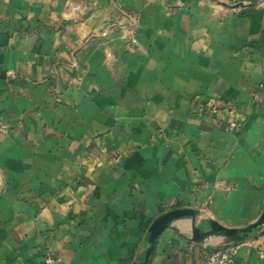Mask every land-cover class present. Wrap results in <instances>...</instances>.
Listing matches in <instances>:
<instances>
[{"label":"crops","instance_id":"1","mask_svg":"<svg viewBox=\"0 0 264 264\" xmlns=\"http://www.w3.org/2000/svg\"><path fill=\"white\" fill-rule=\"evenodd\" d=\"M182 1L0 0V264H133L170 210L260 217L264 0ZM191 237L174 221L148 264L230 243ZM260 251L264 229L233 264Z\"/></svg>","mask_w":264,"mask_h":264},{"label":"water","instance_id":"2","mask_svg":"<svg viewBox=\"0 0 264 264\" xmlns=\"http://www.w3.org/2000/svg\"><path fill=\"white\" fill-rule=\"evenodd\" d=\"M198 212L193 209L178 208L165 212L156 217L149 225L145 235V249L140 262L133 264H148L155 248L156 241L161 233L169 227L174 221L182 218H189L191 220V234L192 241L199 243L203 242L211 235H221L230 240L229 244H240L242 241L255 237L258 232L264 229V210L260 217L252 224L243 228H226L214 220H208L209 230L203 231L196 226V218ZM222 246V247H224Z\"/></svg>","mask_w":264,"mask_h":264},{"label":"built area","instance_id":"3","mask_svg":"<svg viewBox=\"0 0 264 264\" xmlns=\"http://www.w3.org/2000/svg\"><path fill=\"white\" fill-rule=\"evenodd\" d=\"M175 4L177 7L184 6V2L182 0H175ZM131 41L135 42V40L133 39ZM210 110L212 113H216L218 111L216 106H211ZM223 110L230 116L234 114L233 109H231L230 107H225L223 108ZM237 126V123L233 120L229 121L228 123L229 129H236ZM237 246L238 244H231L208 253L205 257L204 264H233ZM259 255L261 258H264V251H260ZM46 263L52 264L54 263V259L47 258Z\"/></svg>","mask_w":264,"mask_h":264}]
</instances>
